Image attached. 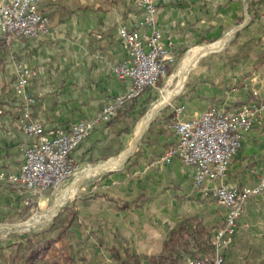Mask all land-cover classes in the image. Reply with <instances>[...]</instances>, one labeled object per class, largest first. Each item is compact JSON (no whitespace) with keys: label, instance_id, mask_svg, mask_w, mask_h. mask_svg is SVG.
I'll list each match as a JSON object with an SVG mask.
<instances>
[{"label":"crops","instance_id":"0c3cea01","mask_svg":"<svg viewBox=\"0 0 264 264\" xmlns=\"http://www.w3.org/2000/svg\"><path fill=\"white\" fill-rule=\"evenodd\" d=\"M157 3L155 29L168 55L177 60L189 48L214 42L194 48L212 46L192 60L188 71L198 58L212 53L198 60L181 94L149 124L124 161L121 154L110 158L109 164L92 166L119 150L123 140L118 143L115 135L120 123L142 108L151 89L133 99L117 119L97 125L71 152L75 166H90L81 172L69 196L82 178L88 179L66 204L76 212V221L68 236L57 239L34 264L127 260L145 264L148 257L161 253L170 231L183 219L196 218L212 237L225 210L209 192L220 184L238 189L255 186L264 172V113L243 134L222 179L195 186L192 165L175 156L162 159L176 143V135L166 127L173 118H194L209 108L227 113L264 100V0ZM38 8L49 20L43 37L0 35V172L4 173H17L25 149L37 141L19 126L22 114L13 89L16 64L21 62L35 73L27 86L36 100L32 120L47 131L67 128L93 118L131 86L130 79L118 78L112 70L127 57L117 25H126L139 37L150 33L140 25L142 10L133 0H40ZM179 106L182 110L176 114ZM23 199L22 191L0 183V221L16 220L28 212ZM187 256L179 251L178 261ZM222 264H264V193L247 198Z\"/></svg>","mask_w":264,"mask_h":264},{"label":"built area","instance_id":"2783aa9c","mask_svg":"<svg viewBox=\"0 0 264 264\" xmlns=\"http://www.w3.org/2000/svg\"><path fill=\"white\" fill-rule=\"evenodd\" d=\"M40 0H0V35L21 38H40L48 32L49 20L39 10ZM142 10L140 25L150 29L149 34L138 36L124 24L117 25V35L127 50L126 59L113 64L114 74L131 80V86L113 100L105 103L91 119L78 121L67 128L45 130L42 123L31 118L35 98L27 86L34 71L23 63L16 64L13 83L14 95L19 98L18 110L22 117V131L37 137L24 152V159L17 173L0 172V183L9 184L26 194H41L49 188H59L75 175L71 152L99 124L107 123L118 109L140 96L147 88L154 87L174 61L167 54L155 29L158 0H133ZM264 16V14H263ZM182 110L176 108V114ZM0 113L2 109L0 108ZM264 113V100L243 104L232 112L209 108L194 118H173L166 127L176 135V143L166 149L162 159L178 157L195 168L194 185L206 180L222 179L228 165L241 146L243 134L250 130ZM264 193V172L252 187L238 189L220 184L209 195L224 211L223 221L215 229L211 243L212 255L187 256L178 264H222L223 254L230 247L238 231V221L249 196ZM169 264V263H167Z\"/></svg>","mask_w":264,"mask_h":264},{"label":"rangeland","instance_id":"374dc122","mask_svg":"<svg viewBox=\"0 0 264 264\" xmlns=\"http://www.w3.org/2000/svg\"><path fill=\"white\" fill-rule=\"evenodd\" d=\"M224 41V40H223ZM217 42V41H216ZM213 42H209V43H205V44H200L197 46H194L192 48H189L187 51L183 52L181 54V56L179 58H177V60H174L172 63L169 64L168 69L166 70V73L160 77V79L158 80V82L156 83V85L154 87L151 88H147L151 89V95L149 97L146 98L145 102L143 103L142 108L137 111V113L130 117L127 116L126 119H124V121L122 123H120L119 125V132L118 134L115 135V137H118L120 139H118L119 141H117L118 143H121V140H123V142L120 144V148L117 152H115V154H113L112 156L103 159L102 161L96 163L95 165L92 166H96V165H102L104 163H108L110 161H108L110 158H114V159H118L121 154L126 151V149L130 146V143L133 140V136L135 134L136 131V127L139 124V122L141 121V119L143 117L146 116V114L150 111V109L157 103L160 101V99L162 98V95L164 94L165 91L168 90H173L176 89V91L174 92V94L177 92V90L181 87V85L177 88V86L179 85V81H180V76H176L175 73L177 72L179 66L182 64L183 60L185 59V57L190 54L191 50L197 47H201V46H205V45H209L212 44ZM212 52H208L205 55L201 56L200 58H198L193 64L192 66L189 68V70L187 71L186 75L184 74L183 78H185L184 83H183V79H182V83L183 86L181 88V90L177 93V94H173L168 103H166L163 107H161L159 110L156 111V113L154 114V117H152L148 124L146 125L145 129L143 130V132L140 134V136L133 141L132 147L130 148V150L126 153L125 157L123 158L122 161H124L130 154H132L135 150V148L137 147L138 143L141 141V138L144 136L149 124L154 121L155 119H157L159 117V115L166 111L167 109L170 108V105L174 103V101L176 100V98L181 94V92L183 91L186 81L189 78V75L191 74V72H193L198 60H200L202 57L207 56L208 54H211ZM145 90V91H146ZM166 95H168V93H166ZM133 101V100H132ZM132 101L127 102L121 109H120V114L127 108L129 107V105L132 103ZM120 114L117 115V112L115 114V116L113 118H111V120H115L117 119V117L120 116ZM111 121V122H112ZM108 123V122H107ZM167 124V123H166ZM108 161V162H106ZM121 161V162H122ZM99 165V166H100ZM90 167V166H89ZM87 167H77L75 166V175L70 178L65 184H63L62 186H60L59 188H49L46 189L44 191L41 192V194H36V195H31L29 198V202H26V194L22 191V193L24 194V206L26 207V212L24 215L20 216L18 219L13 220V219H7V220H2L0 221V245L7 248V246L9 244H11L13 241H17L20 240L21 238H23L25 235L31 233V232H35V231H39L42 228L47 227L52 219L54 218V216H56L58 214V212L70 201L72 200L77 192H78V188L79 185L84 182L85 180H87L88 178L85 177L82 178L79 183H78V187L77 190L71 195L67 196V198L64 200V202H62L61 205L57 206L54 209V213L45 221H43L40 224H36L32 227H26V226H22V225H18L19 223H24L26 221H28L30 218L32 217H41L43 215H45L46 213H48L52 208L53 205L56 201L57 203V199L58 197L63 193V191L69 187L70 185H72L74 183V179L76 174L81 173V172H85L87 171L86 168ZM86 169V170H84ZM89 177V176H88ZM89 178H92L89 177ZM75 189H76V185H75ZM21 191V190H20ZM217 203V202H216ZM218 204V203H217ZM220 206V205H219ZM24 207V208H25ZM17 225V226H15ZM212 239V237H211ZM128 261V262H127ZM125 261H119L115 264H140L138 262H134V261H129L127 260Z\"/></svg>","mask_w":264,"mask_h":264},{"label":"trees","instance_id":"16d2710c","mask_svg":"<svg viewBox=\"0 0 264 264\" xmlns=\"http://www.w3.org/2000/svg\"><path fill=\"white\" fill-rule=\"evenodd\" d=\"M118 114L120 109L117 110ZM74 221L76 212L72 206L65 205L47 227L14 242L9 253L6 248L0 247V264H34L57 239L68 236ZM179 251L195 257L212 255L214 248L210 229L205 228L196 218L183 219L170 231L161 253L148 257L145 264H178Z\"/></svg>","mask_w":264,"mask_h":264},{"label":"bare ground","instance_id":"6f19581e","mask_svg":"<svg viewBox=\"0 0 264 264\" xmlns=\"http://www.w3.org/2000/svg\"><path fill=\"white\" fill-rule=\"evenodd\" d=\"M212 46H208V47H204V48H198V49H194L192 51H190L191 53L188 54L185 59L183 60L182 64L179 66L177 72L175 73L176 76H180V81H179V85L177 86V88L182 84V79L183 76L186 72V70L188 69L189 65L191 64L192 60L198 56L200 53L206 51V49L211 48ZM176 91V89L173 90H168L165 91L164 94L162 95V98L160 99L159 102H157L151 109L150 111L146 114L145 117H143L141 119V121L139 122V124L136 127V131L133 137V140L131 142V146L133 144V141H135L140 134L143 132V130L145 129L146 125L148 124L149 120L154 117V114L156 113L157 110H159L161 107H163L166 103H168L170 97L174 94V92ZM166 93H168V95H166ZM130 146V148H131ZM129 150V149H128ZM126 155V151L122 153V156L120 157V159H123ZM119 159V161H121ZM82 173L77 174L75 176V181L72 185H70L69 187H67L63 193L58 197L57 199V203L55 205L54 208H52L48 213H46L45 215L41 216V217H32L30 218L28 221L24 222V223H19L18 225H22V226H26V227H32L36 224H40L43 221L47 220L54 212V209L61 205L62 202H64V200L67 198V196H69L71 194V192L74 190V187L76 185V182L82 177ZM17 226V225H15Z\"/></svg>","mask_w":264,"mask_h":264},{"label":"water","instance_id":"95a60500","mask_svg":"<svg viewBox=\"0 0 264 264\" xmlns=\"http://www.w3.org/2000/svg\"><path fill=\"white\" fill-rule=\"evenodd\" d=\"M213 43H214V42H213ZM129 150H130V149H129ZM129 150H127L126 153H127Z\"/></svg>","mask_w":264,"mask_h":264}]
</instances>
